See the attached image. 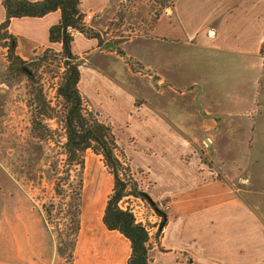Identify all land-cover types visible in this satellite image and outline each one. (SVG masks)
<instances>
[{
    "label": "crops",
    "instance_id": "obj_1",
    "mask_svg": "<svg viewBox=\"0 0 264 264\" xmlns=\"http://www.w3.org/2000/svg\"><path fill=\"white\" fill-rule=\"evenodd\" d=\"M124 1L80 0L79 9L94 14L89 28L103 34ZM231 2L184 0L146 34L119 44L122 54L101 48L89 33L74 39L86 103L113 126L132 170L135 165L149 171L153 201L169 203L152 264H264V137L257 136L264 131V18L253 25L246 12H227ZM6 17L0 0V24ZM60 19V11L12 19L9 32L17 39V55L28 61L53 47L50 29ZM213 21L218 22L215 31ZM204 23L193 36L185 35ZM224 34L240 37V45L220 40ZM243 37L258 42L242 45ZM197 39L200 47H188ZM4 70L0 58V77ZM119 133L134 139L133 158ZM96 180L101 183L97 174ZM110 184L111 179L98 184L89 201L80 233L82 259L76 264H126L130 257L129 240L102 222ZM0 216V264L50 261L33 213L19 223L18 238L12 233L11 207L4 205Z\"/></svg>",
    "mask_w": 264,
    "mask_h": 264
},
{
    "label": "trees",
    "instance_id": "obj_2",
    "mask_svg": "<svg viewBox=\"0 0 264 264\" xmlns=\"http://www.w3.org/2000/svg\"><path fill=\"white\" fill-rule=\"evenodd\" d=\"M125 0L121 11L125 8ZM6 11V20L0 24V44L7 49L8 65L4 78L9 84L27 81V106L30 110L31 133L40 141L55 143V155L50 164L56 180L54 198L45 207L50 220L52 212L62 214L68 205L70 197L74 198V215L70 223L72 235L78 237L81 228V210L78 202L82 198L83 182L76 181L75 174L85 168V153L91 151L101 158L104 167L113 178L112 192L109 194L102 222L110 231H117L131 245V254L126 264H152V235L149 228L139 222L130 209H123L121 201L127 197L142 199L149 203L156 212L160 210L150 194L141 189L132 170L130 159L126 156L113 126L86 103L79 89L82 62L74 51V37L69 28L78 30L81 34L89 33L99 42L101 48L122 51L118 47L123 42L107 44L101 35L94 33L83 25L84 14L80 11V0H2ZM60 11L61 19L50 29V43L53 47L45 49L31 60H23L17 55V39L9 32L12 19L24 17H44ZM120 12L113 26L121 21ZM106 42V43H105ZM116 45V46H115ZM56 46L59 49H56ZM46 65H54L60 70L56 86L57 103L48 99L43 75L40 70ZM54 122L56 129L50 125ZM62 132V135H61ZM60 158V159H59ZM58 162L60 165H58ZM77 182V183H76ZM58 199V201H56ZM166 226L164 218L156 235L157 244ZM66 247L65 241L61 239ZM71 257L73 255H70Z\"/></svg>",
    "mask_w": 264,
    "mask_h": 264
},
{
    "label": "rangeland",
    "instance_id": "obj_3",
    "mask_svg": "<svg viewBox=\"0 0 264 264\" xmlns=\"http://www.w3.org/2000/svg\"><path fill=\"white\" fill-rule=\"evenodd\" d=\"M184 0H128L125 8L120 12L121 21L117 26L110 24L107 32L100 34L101 38L113 44L118 41L127 42L137 33L146 34L151 25L163 13H174L180 7ZM244 0H235L227 7V12L237 13L246 12L251 18V24H260L261 18H264V0H246V4L242 5ZM262 16V17H261ZM90 24V23H89ZM218 24L217 21L211 23V28ZM263 26V25H262ZM206 27V23L199 28H189L184 33L187 37L193 36L196 31ZM217 28V26H216ZM220 31V27L218 28ZM224 36V37H223ZM219 39L229 41L233 44H239V38L232 36L230 39L227 35H223ZM243 36H246L243 35ZM224 42V41H223ZM258 40H249L245 37L241 39L242 45L255 46ZM106 43V42H105ZM108 44V45H109ZM147 44H152L149 42ZM202 43L197 39L188 47H200ZM228 44V43H227ZM240 45V44H239ZM116 46V45H115ZM262 55H264V43L261 44ZM106 49V48H105ZM1 63L6 70L8 65L7 49L1 48ZM264 69V64H263ZM3 71L0 77V209L6 206L11 207L12 216V233L13 237L18 238L19 223L27 222V214L29 212L35 215L32 220L39 227L43 228L44 245L48 249L47 264H76L82 259V246L80 245V233L83 222L85 223L89 211V201L96 195V187L98 184H106L111 179L109 194L112 190L113 178L103 165L100 157L94 155L91 151L85 153V168L77 172L74 176L76 181L83 182L82 198L78 202L81 210V228L76 238L72 235L71 229L74 227L70 223V218L74 215L75 201L73 197L68 200V205L62 214H57L56 210L52 212L50 220L45 212V207L53 201L54 185L56 177L50 168L55 155V143L49 141H40L33 137L31 133L30 110L27 106V81L22 79L16 84H9L5 78ZM43 75V83L48 99L53 103H57L56 86L58 85L60 70L54 65H46L40 70ZM255 74L251 71L248 77L251 81ZM264 79V71L261 74ZM262 98L264 99V81ZM255 119V115L251 116ZM107 121V120H106ZM262 121V120H261ZM53 129L57 128L54 122H50ZM261 133L257 134L263 141L264 131L259 129ZM62 135V132H61ZM122 144L128 148V154L133 158V141L127 135L119 133ZM60 159V158H59ZM135 164V162H134ZM58 165L60 163L58 162ZM135 167V168H134ZM133 172L138 180L142 190L150 194V183L148 182L149 171L134 165ZM98 175L100 182L94 181V175ZM76 182V183H77ZM109 196V195H108ZM252 202L259 199H249ZM262 200V199H261ZM264 200V199H263ZM58 201V199H56ZM123 209H130L139 222L146 225L152 235L153 248L159 246L156 241V235L160 229V225L169 211V203L161 201L156 203V210L146 201L137 198H126L120 203ZM0 216V243L3 238V223ZM164 230L161 234L163 236ZM61 239L65 241L66 247ZM161 240V239H160ZM70 255H73L72 257Z\"/></svg>",
    "mask_w": 264,
    "mask_h": 264
},
{
    "label": "built area",
    "instance_id": "obj_4",
    "mask_svg": "<svg viewBox=\"0 0 264 264\" xmlns=\"http://www.w3.org/2000/svg\"><path fill=\"white\" fill-rule=\"evenodd\" d=\"M93 18H94L93 13L85 14L84 18H83V25L89 27V23L93 20ZM68 32L74 37V39L81 34L78 30L73 29V28H69ZM127 198H131V197H127ZM125 199H123V200H125Z\"/></svg>",
    "mask_w": 264,
    "mask_h": 264
}]
</instances>
